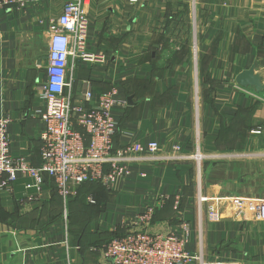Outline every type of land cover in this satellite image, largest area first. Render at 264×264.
<instances>
[{
    "label": "crops",
    "instance_id": "crops-1",
    "mask_svg": "<svg viewBox=\"0 0 264 264\" xmlns=\"http://www.w3.org/2000/svg\"><path fill=\"white\" fill-rule=\"evenodd\" d=\"M63 5L0 8V114L12 155L35 166L51 21ZM89 21L88 49L102 59L75 60L78 99L116 88L126 101L114 111L119 145L179 143L207 158L201 169L147 163L109 186H73L67 203L53 179L40 191L19 175L11 191L0 188V264H110L103 245L148 206L151 231L188 224L187 250L207 263L264 264V90L236 81L255 66L264 83V0H92Z\"/></svg>",
    "mask_w": 264,
    "mask_h": 264
},
{
    "label": "built area",
    "instance_id": "built-area-1",
    "mask_svg": "<svg viewBox=\"0 0 264 264\" xmlns=\"http://www.w3.org/2000/svg\"><path fill=\"white\" fill-rule=\"evenodd\" d=\"M29 1L0 0V8H24ZM63 1L61 15L51 21L47 78L41 87L47 105L41 116L44 123L41 164L35 166L27 158L12 155L10 118L0 114V188L11 191L19 175H23L31 177L42 191L49 177L67 203L73 186L90 182L109 186L119 178L129 177L142 164L195 161L201 169L207 154L199 146L194 151H186L175 143L167 152L156 140L116 146L118 121L114 111L126 105V101L119 97L116 88L99 97L87 89L81 94V100L75 91V60L102 59L88 49L92 0ZM89 201L96 203L94 197ZM65 212L67 217V209ZM211 215L217 219L214 211ZM154 217V207L148 206L127 222L129 227L125 233L103 245V254L110 264H190L196 259L201 264H241L228 260L207 263L187 250L188 224L178 232H153ZM260 217L264 220V204L260 206Z\"/></svg>",
    "mask_w": 264,
    "mask_h": 264
},
{
    "label": "water",
    "instance_id": "water-1",
    "mask_svg": "<svg viewBox=\"0 0 264 264\" xmlns=\"http://www.w3.org/2000/svg\"><path fill=\"white\" fill-rule=\"evenodd\" d=\"M237 83L242 87L253 86L257 91L264 90V83L261 76L256 72V67L242 71L236 78Z\"/></svg>",
    "mask_w": 264,
    "mask_h": 264
},
{
    "label": "trees",
    "instance_id": "trees-1",
    "mask_svg": "<svg viewBox=\"0 0 264 264\" xmlns=\"http://www.w3.org/2000/svg\"><path fill=\"white\" fill-rule=\"evenodd\" d=\"M116 138H117V133H116V135H115V144H116V146H119V144H118L117 141H116Z\"/></svg>",
    "mask_w": 264,
    "mask_h": 264
}]
</instances>
